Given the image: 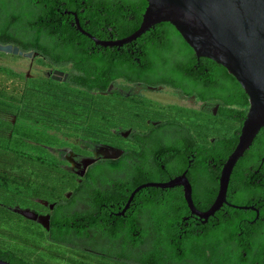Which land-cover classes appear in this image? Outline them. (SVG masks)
<instances>
[{
    "label": "flooded vegetation",
    "instance_id": "af4514ba",
    "mask_svg": "<svg viewBox=\"0 0 264 264\" xmlns=\"http://www.w3.org/2000/svg\"><path fill=\"white\" fill-rule=\"evenodd\" d=\"M46 1L55 11L42 25L66 33L59 41L46 36L43 42L59 43L63 54L66 47H89L98 54L101 68L95 60L84 63L87 71L94 73L96 87L90 92L107 96L108 123L114 125L105 138L77 136V143L63 149L68 165L62 167L75 174L76 185L65 194L67 199L74 198L73 203L63 199L61 213L90 212L85 220L121 234L110 239L100 231H89L88 237L105 246L81 249L101 261H114L110 252L126 251L144 259L150 253V260L155 256L164 264H209L213 245L216 252L233 255V264H264V126L233 166L224 203L213 215H201L217 198L223 166L238 143L249 108V102L241 104L244 95L237 80L217 66L201 71L204 57H197L190 48L192 55L172 30L163 36L152 34L154 40L140 36L122 46L99 43L117 41L138 29L147 0ZM3 3L0 0V9ZM8 4L11 10L23 12L25 20L36 9L31 3L24 6V1ZM12 31L23 40L32 32ZM33 52L31 58L41 61L49 75L29 79L52 78L53 71L59 70L58 82L67 89H84L74 80L82 75L76 66L82 59L63 58L57 64ZM101 85L106 86L104 91L99 90ZM169 92L175 103L157 97ZM222 110L227 113L224 119L219 116ZM216 123L223 130L213 134ZM107 149L122 153L105 158ZM88 160L94 162L84 169ZM175 179L185 184L147 185L125 208L128 199H122L125 195L129 198L137 187ZM188 187L194 209L185 198ZM55 206L38 214H49L51 220ZM138 238L139 245H134ZM185 253L190 256L176 259ZM202 253L201 261L198 256Z\"/></svg>",
    "mask_w": 264,
    "mask_h": 264
},
{
    "label": "trees",
    "instance_id": "16d2710c",
    "mask_svg": "<svg viewBox=\"0 0 264 264\" xmlns=\"http://www.w3.org/2000/svg\"><path fill=\"white\" fill-rule=\"evenodd\" d=\"M13 1L15 0H4L0 9V43H12L23 51H37L52 63L57 64L63 58L82 59L83 63L76 62L82 75L75 77L74 80L79 87H84V89H67L62 82L51 77L26 79L20 74L0 67V112L16 117L13 122L0 117V227L3 229L7 227L9 232L13 233L14 230L11 227L17 225L16 229L20 237L32 234L39 240L47 241L50 245L64 246L71 251L72 256H66L64 253L51 249L47 252L49 256L64 260L69 264H126L128 261L136 264H164L156 260L155 256L150 260V253L144 259L139 254L126 251L114 254L110 252V255L115 256L114 261L94 260L88 252L78 246L77 241L87 238L89 231H100L102 235L116 239L121 235L120 230L112 231L95 221L85 220L87 216H90V212L61 213L63 199L67 204L74 201L73 197L65 198V194L74 190L75 174L64 169L55 161L25 152V142L31 140L49 146L59 145L60 139L49 130H56L73 137L82 136L90 140L105 138V135L110 132V128L114 126L108 123L110 120L108 98L102 94L97 96L91 94L90 91L96 87L92 78L94 73L88 72L84 63L88 65L90 60H95L100 66L99 68L102 65L98 62V54L89 47H66V53L63 54L64 51L59 43L52 42L48 45L43 42L46 36L59 41L66 33L63 30L46 29L42 25L47 18H53L52 13L55 11V7L49 5L46 0H18L24 1V6L31 3L36 7L29 12L33 14L27 20L20 10L10 9L8 3ZM37 15H39L38 18ZM54 22L55 20H52V23ZM12 29H23L25 32L32 30V32L29 39L23 40L18 38ZM169 30H172L178 41L194 55L183 38L168 22L154 25L141 37H151V40H154L152 34L163 36ZM131 32L133 31L129 33ZM201 63V71L213 70V67L217 66L233 79V76L215 61L204 57L201 59ZM181 69L179 67L178 71ZM237 86L244 95L241 104L246 106L248 97L238 83ZM105 87V85H101L99 90L104 91ZM225 102L230 101L225 99ZM219 116L224 119L227 113L222 110ZM31 121H35L39 125L29 124ZM222 127L221 124L216 123L215 129L212 128V133H221ZM127 199L128 196L125 195L122 201L125 202ZM44 202L46 205L43 204ZM54 203L56 206L51 214L49 230L12 210L17 207L30 209L38 214L50 211L49 206ZM36 227L40 229L36 230ZM14 237L19 239L18 236ZM21 240H25V237L23 236ZM139 243L140 239L138 238L133 244L139 245ZM189 256L185 253L176 256V259L180 260ZM232 256L225 252L223 254L216 252L212 245L209 264H233ZM198 258L202 261L204 253L200 254ZM0 259L12 264H52L41 258L32 259L29 252L7 247L3 243H0Z\"/></svg>",
    "mask_w": 264,
    "mask_h": 264
},
{
    "label": "water",
    "instance_id": "95a60500",
    "mask_svg": "<svg viewBox=\"0 0 264 264\" xmlns=\"http://www.w3.org/2000/svg\"><path fill=\"white\" fill-rule=\"evenodd\" d=\"M161 22L170 23L197 57H206L222 65L237 80L248 97L249 108L238 143L223 166L217 198L201 214L206 218L213 215L224 203L228 177L233 166L264 126V0H147L138 29L117 41L99 43L103 46H122ZM0 52L26 58H31L34 54L33 51H23L12 43H0ZM61 74V71L54 70L52 79L61 80ZM121 153V150L107 149L103 156L114 158ZM92 162L94 160L84 162V169ZM179 183L185 184L184 181L175 179L164 184L139 186L132 191L125 208L142 187H173ZM185 198L189 207L194 209L189 187L185 189ZM53 206L54 204H50L51 209ZM16 211L49 230V214H37L30 209ZM0 264L12 263L0 259Z\"/></svg>",
    "mask_w": 264,
    "mask_h": 264
},
{
    "label": "rangeland",
    "instance_id": "374dc122",
    "mask_svg": "<svg viewBox=\"0 0 264 264\" xmlns=\"http://www.w3.org/2000/svg\"><path fill=\"white\" fill-rule=\"evenodd\" d=\"M0 67L5 68L7 70L13 71L17 74H20L24 76L26 79H29L31 77H46L49 74L47 73V68H42V63L38 59L35 58H26L19 55H13L9 53L0 52ZM52 73V71L50 72ZM159 99H162L163 102H176V98L173 96L172 93H165V94H159L157 95ZM0 117L3 119L11 120L12 122L15 120L14 115H7L0 112ZM31 125H39V123L35 121L29 122ZM51 133H55V135L60 139L59 145L56 146H49L40 144L31 140H26L25 142V152H28L33 155H40L44 157L45 159L55 161L61 166H67V162L63 158V149L69 148L73 146L75 143L78 142L79 138H75L71 135H65L62 134L59 131H52L49 130ZM82 141H79L81 143ZM82 144V143H81ZM21 208H12V210L16 213H18L16 210ZM17 226V225H16ZM16 226L14 225L13 228L14 232L10 233L9 229L5 227H0V243H3L4 245H7V247H12L18 250H24L25 252H29L31 254L32 259L41 258L42 260H45L52 264H69L68 262L64 260H58L56 258H53L49 256V253L47 250H55L57 252L64 253L66 256H72L71 251H69L64 246H57V245H50L47 241L39 240L34 235H22L20 237L19 232H17ZM39 227H36V230H39ZM16 231V232H15ZM19 234V235H18ZM18 236L19 239H15ZM25 237V240H21L22 237ZM78 246L82 248L87 247H93L97 249H102L105 246V243L102 242L100 244H97L94 242L90 237L84 238L83 240L77 241ZM92 259H96L95 257H92ZM97 260V259H96ZM130 262V261H129ZM127 264H136L133 262L127 263Z\"/></svg>",
    "mask_w": 264,
    "mask_h": 264
}]
</instances>
